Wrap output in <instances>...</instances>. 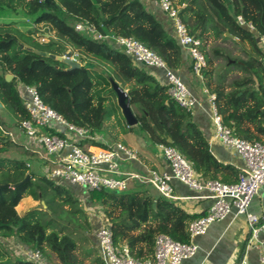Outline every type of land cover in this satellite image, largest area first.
Returning <instances> with one entry per match:
<instances>
[{
    "label": "trees",
    "instance_id": "16d2710c",
    "mask_svg": "<svg viewBox=\"0 0 264 264\" xmlns=\"http://www.w3.org/2000/svg\"><path fill=\"white\" fill-rule=\"evenodd\" d=\"M174 2L189 33L201 40L206 59L202 80L207 93L215 95L222 123L240 138L264 142V53L261 42L256 40L264 36V0ZM16 10L30 24H48L58 40L38 41L32 29L20 30L19 25L28 23L0 20V103L3 105L0 109L12 116L18 127L15 134H19L21 121L28 118L17 89L19 84L35 87L40 99L66 121L87 128L92 135L106 131L105 120L114 114L109 98V94L116 95L111 87L112 79L127 89V101L137 120L133 126L124 122V127L131 131L138 128L153 145L173 146L192 163L201 179L224 183L237 180V171L211 154L207 138L193 120L192 110L180 107L169 96L166 82L150 73L148 66L127 55L115 41V37H133L153 50L179 76L187 49L144 3L140 0H0L1 19L10 18ZM78 22L93 26L106 37L97 39L85 30H76ZM210 38L241 45L246 58H234L228 49L218 45L206 50ZM67 46L92 56L106 67L98 72L93 64L79 58L80 66L69 68L49 56L63 55ZM190 59L192 69L191 56ZM215 60L221 63L220 70ZM234 71L236 76L229 78ZM5 73H11L13 78L6 81ZM105 88L109 91L105 92ZM8 128L0 117V264H40L20 253L12 258L7 243L11 239L16 248L38 249L42 257L47 252L54 254L57 264H80L76 255L78 244L70 230L87 240L88 235L82 232L89 234L92 226L77 194L69 185L32 171L28 158L4 156L11 146H20L5 133ZM87 142L103 146L94 140ZM26 175L29 180L15 186ZM144 186L138 183L136 190L123 192L84 193L81 189V194L90 205L100 207L115 245L126 246L136 259L151 260L157 235L166 234L173 240L188 243V225L201 216L186 212L175 200ZM25 196L43 202L45 207L39 205L18 213L16 208ZM76 214L84 218L85 225L77 221ZM100 224L101 221L96 228ZM94 263L104 264L100 257Z\"/></svg>",
    "mask_w": 264,
    "mask_h": 264
},
{
    "label": "built area",
    "instance_id": "2783aa9c",
    "mask_svg": "<svg viewBox=\"0 0 264 264\" xmlns=\"http://www.w3.org/2000/svg\"><path fill=\"white\" fill-rule=\"evenodd\" d=\"M159 8L174 23L175 36L181 46L186 48L192 58V70L202 78V69L206 67V59L201 50V40L191 35L178 16L179 6L174 0H156ZM243 23L240 17L237 18ZM252 28L251 25H249ZM78 31L85 30L97 39L106 36L97 32L91 25L78 22ZM123 51L135 61L148 67L161 69L168 85L169 96L182 108L193 110L200 104L198 98L190 91L181 78L150 48L133 37H115ZM264 45V36L260 37ZM71 58L76 61L73 54ZM23 100L28 118L20 123L17 134L5 131L12 141L17 142L25 151L36 155L41 160L43 174L56 183H67L80 187L84 193L94 190H111L123 192L129 190V182L137 181L152 186L158 194L169 199L178 197L173 191L172 180L179 181L190 190L202 193V197L212 199L204 215L191 221L188 225L190 240L203 234L210 223L224 220L234 209L235 214H243L249 227L246 247L259 251V264H264V238L260 234L264 229L259 216L248 211L251 198L260 187H264V142L249 141L236 136L222 123L217 112L215 95L208 94L207 103L214 126L215 137L227 148L232 149L243 161L237 180L224 183L216 179H201L194 166L173 146L159 143L161 156L168 170H148L145 173L125 171L121 168V160H135L136 154L122 143L106 147L93 145L87 141L95 140L85 127L65 120L60 114L46 105L39 97L35 87L21 85L17 87ZM207 92V90H204ZM23 139V140H22ZM95 238L100 250V258L104 264H183L192 257L196 245L173 240L166 234L155 238L154 252L151 260L132 257L126 246H117L113 242L112 231L104 221L95 229ZM19 249L25 258L48 264L43 261L38 249ZM236 264H247L242 256Z\"/></svg>",
    "mask_w": 264,
    "mask_h": 264
},
{
    "label": "crops",
    "instance_id": "0c3cea01",
    "mask_svg": "<svg viewBox=\"0 0 264 264\" xmlns=\"http://www.w3.org/2000/svg\"><path fill=\"white\" fill-rule=\"evenodd\" d=\"M140 1L144 3L150 11L155 13L158 19L161 20L168 29H172L173 32H175L173 21L161 11L158 4L156 3V0ZM210 40L211 38L209 39V41ZM210 42H212V40ZM260 46L261 48L264 47V45L261 43ZM190 65L191 59L188 51L185 50L183 67L180 69L178 74L181 80L200 101V104L192 110L193 120L207 138L211 154L220 163L232 166L235 171H237L238 176L240 169L243 167V161L232 149L224 146L215 137L214 126L210 117V108L209 104L207 103L208 93L204 91L205 81L202 80V78H199V80L203 82V90L200 93L188 79V72L192 71ZM147 70L155 75V77L158 78L161 82H165L164 73L161 69L148 67ZM7 115L9 116V120H13L12 116L9 113L0 109V117L2 120L4 116L5 118H7ZM137 134L139 135L138 139L140 138V141L133 137L132 142L134 145L126 142L124 143L120 140H113L109 136H107L105 131H100L95 134L96 139L94 141L103 144V146L100 147H106L115 143H122L129 149L133 150L136 154L135 160H121V168L125 171L145 173L148 170H168L167 164L163 160L161 153L157 148V144H151L143 132ZM17 136V138L20 139L19 134ZM38 171L39 173L43 174L41 165L39 166ZM34 172L37 173L36 171ZM64 184L69 185L67 183ZM171 184L174 193L178 197L175 200L176 204L190 214H196L197 217L202 216V214L205 213L208 206L212 202V199L202 197V193L190 190L186 185L180 183L179 181L172 180ZM137 185V181L131 180L129 182V190H136ZM69 186L72 188L75 194H81L80 187L76 185ZM146 186H148L152 192L157 193V191L150 185H145L144 189ZM39 204L44 208L42 202ZM32 208L35 207H28L27 209ZM25 210L26 209H24L23 212ZM248 211L259 216L262 223L264 224V187H260L257 193L251 198L248 205ZM97 220L98 219H94L93 222H90L92 231L89 234H87L85 231L82 232V234L88 235L87 240L84 239V237H80L78 240H76L79 245L77 250L81 253V255L78 256L80 264H95V258L100 257V250L95 238ZM248 235L249 227L246 222L245 216L243 214L236 215L233 209L232 212L224 220L214 221L210 223L203 234L196 235L191 238L190 241L196 245V251L192 257L185 259L183 261V264H236L242 256H245L247 264H259V251L255 248L246 247ZM260 238H264V229L260 234ZM91 248H93L92 251H90ZM50 254V262L48 260L45 262L48 264H57L56 256L52 253Z\"/></svg>",
    "mask_w": 264,
    "mask_h": 264
},
{
    "label": "rangeland",
    "instance_id": "374dc122",
    "mask_svg": "<svg viewBox=\"0 0 264 264\" xmlns=\"http://www.w3.org/2000/svg\"><path fill=\"white\" fill-rule=\"evenodd\" d=\"M0 20H5V21H15L16 24L20 23V22H24V23H28L29 25H19L20 30L22 31H27L29 29H32L35 32V37L38 41L41 42H45L48 40V38L51 39H55L58 40L57 34L55 32V30H53L48 24H30V20L28 18H25L22 16L20 10H16V11H12V15L11 17H5V18H0ZM211 41V40H210ZM209 39L207 41V46H206V50L209 49L211 46L213 45H218L220 47H224L226 49H228L230 51V55L234 58H246V53L243 51V49L241 48V45L239 44H233L230 42H223L222 39L216 40V41H212L210 42ZM68 50L67 51H71V53L73 54V57H75L76 61L78 62L79 58L86 60L88 63L93 64V67L95 70H97L98 72H101L103 68H105L106 66L104 64H102L99 60L93 58L92 56H87V55H82L77 49L71 47V46H67ZM262 51L264 53V47L262 48ZM264 57V55H263ZM264 61V60H263ZM216 64V68L218 70H220L221 66L219 63V61L215 60L214 61ZM192 70V69H191ZM234 75H230L229 78L236 76V71H234ZM188 79L191 82V84L198 89V91L201 93L202 89V85L203 82H201L199 80L200 77H198V75H196L193 70L191 72H188ZM259 74V73H258ZM202 84H201V83ZM124 90L127 91V89L124 88ZM109 89L105 88V92H108ZM109 98H110V103H111V107L114 108V114L111 117V119H106L105 120V126L107 128H105V133L107 134V136H109L111 139L113 140H120L122 142H126V143H130L131 145H134L132 140L133 137L135 139H138V134L137 133H141L142 131L139 130L138 128H135L132 132L130 129H127L126 126L124 127V117L122 115V112L118 107H116L117 104V98L116 95L114 94H109ZM7 118H3V123L7 124L9 126L8 130L13 133L15 135V132L17 131L16 128H18L15 123L14 120H9L8 119V115L6 116ZM119 127V129H118ZM23 140V139H22ZM138 141H140V138L138 139ZM30 154V155H29ZM4 156L10 157V158H28V164L30 166V169L32 171H36L38 174L39 171V166L41 165V160L34 154H31L30 152L28 153V156L26 155V151L23 149V147L21 146H11L7 151H5L3 153ZM78 200L80 201V205L81 208L86 212V216L89 222H93L94 219H98L96 223H99L100 221H103L102 218V210L100 209V207L98 205H90L85 196L83 194H79L77 195ZM40 204L38 201L32 199V197L30 196H25L21 203L19 204L17 211L18 213H22L24 209H27L28 207H38ZM76 219L77 221H79V223L85 225L84 222V218L80 216V214H76ZM96 221V220H95ZM94 227V225H93ZM70 233L73 235V237L78 240L81 236L77 233L71 232ZM8 246H11V257H14V254L19 253V249H16V247L14 246V242L13 240H9L8 242ZM78 244V243H77ZM79 247V245H78ZM77 247V248H78ZM78 254V255H77ZM76 255L77 258L79 255H81L80 251H76ZM51 254L50 252H47V254H45L43 256V261H49L51 260L50 258Z\"/></svg>",
    "mask_w": 264,
    "mask_h": 264
},
{
    "label": "water",
    "instance_id": "95a60500",
    "mask_svg": "<svg viewBox=\"0 0 264 264\" xmlns=\"http://www.w3.org/2000/svg\"><path fill=\"white\" fill-rule=\"evenodd\" d=\"M225 35H228V33H225ZM256 40H257V42H260V38H256ZM247 50L249 52H251V50L249 48H247ZM41 54L45 55V53H43V52H41ZM71 55H72L71 51H65L63 53V55L50 54L49 56L55 60L62 61L64 63H66L69 66V68L79 67L80 64L77 61H74L71 58ZM256 57L259 58L258 56H256ZM4 78L6 81H9L13 78V75L11 73H5ZM253 79L256 81L255 76H253ZM110 83H111L112 89L114 90V92L116 94L117 105L119 106L127 125L128 126L136 125L137 120L134 117V115L131 111L130 105L127 101V92L123 88H121V86L117 82L113 81L112 79L110 80ZM0 107H2L1 103H0ZM169 142L171 143V140H169ZM28 180H29V175H26V177L23 179V181L16 184L15 186H18L19 184H22ZM42 204L45 207V204L43 202H42Z\"/></svg>",
    "mask_w": 264,
    "mask_h": 264
}]
</instances>
